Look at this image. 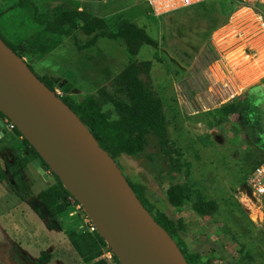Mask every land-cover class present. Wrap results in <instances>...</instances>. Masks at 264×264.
I'll return each instance as SVG.
<instances>
[{"label": "rangeland", "instance_id": "rangeland-1", "mask_svg": "<svg viewBox=\"0 0 264 264\" xmlns=\"http://www.w3.org/2000/svg\"><path fill=\"white\" fill-rule=\"evenodd\" d=\"M32 1L42 10L79 3ZM17 2L0 0V6L8 8L0 24L7 40L15 33L32 38L41 31L29 10ZM83 7L107 20L122 14L159 43L157 48L143 45L136 58L152 60L149 77H143L152 81L162 100L170 145L179 149L182 164L172 168L150 134L142 152L114 159L122 174L142 186L152 213L163 210L182 220L178 234L185 253L197 264H264V215L253 221L239 193L249 171L264 158V30L256 16L264 18V8L256 0H209L159 15H153L143 0H83ZM76 37L82 44L90 36L76 32ZM129 60L120 39L100 37L82 53L70 38L64 49L30 62L38 78L60 77L63 87H56L58 95L80 100L99 87L109 89ZM235 99L243 110L217 123L216 110ZM13 140L0 154L7 178L0 181V264H88L71 246L65 228L74 224L80 231L88 229L91 220L84 208L66 197L73 208L57 220L62 228L54 227L43 207L31 202L55 182L53 172L38 159L48 179L37 171L34 160L20 171L11 170L16 152L11 145L19 157L23 154L20 139ZM174 183L198 188L218 203L217 212L199 216L189 203L173 208L167 190ZM43 253L46 261L41 260Z\"/></svg>", "mask_w": 264, "mask_h": 264}, {"label": "trees", "instance_id": "trees-1", "mask_svg": "<svg viewBox=\"0 0 264 264\" xmlns=\"http://www.w3.org/2000/svg\"><path fill=\"white\" fill-rule=\"evenodd\" d=\"M16 5L29 10L31 21L37 24L41 31H38L32 38L19 33L13 34L12 40H7L5 36H1V33L0 36L14 52L26 61L32 71V63L58 46L64 37L74 40L80 53L86 48L93 47L100 37L120 39L124 43L130 60L111 79L109 89L104 86L99 87L96 92L87 94L80 100H75L69 94L56 95L78 115L96 138L100 147L106 150L113 159L122 154L131 156L142 152L148 144V136L153 134L158 141L160 151L170 159V166L178 169L182 164L180 151L170 145L162 100L157 95L152 81L145 79L146 76L149 77L152 60L136 58L143 45L157 48L158 41L153 39L143 27L136 25L122 14H117L107 20L84 7L79 9V3L73 4L71 7L54 6L45 10L40 9L32 0H18ZM7 9L0 6V24ZM76 32L90 37L81 44L76 37ZM155 58L157 59V56ZM39 79L54 92L57 86L63 87L60 77L45 75ZM241 110H243V106L239 99L226 103L216 110L219 114L216 122L221 123L229 114ZM12 139H20L23 154L19 157L16 154L18 150L13 149L14 145H11L12 152L16 151L14 153L15 163L10 166L11 170L20 171L26 168L31 160L37 159L46 169H49L38 152L16 127L0 137V154L6 142ZM263 160L264 158L257 160L252 169ZM19 176L21 177L20 172ZM53 176L55 182L37 192L34 197H31V202H36L43 207L47 218L54 222V227L62 228L57 220L68 214L73 206L65 200L66 197L71 196L70 193L54 173ZM5 179H7L6 172L0 164V181ZM128 182L143 206L155 221L168 232L188 264H197L194 256L185 253L184 242L178 234L183 226L182 220L170 218L163 210H157L155 214L152 213L144 201L142 186L129 180ZM25 187L27 189L29 185ZM167 199L170 205L176 209L189 203L190 209L199 216L213 215L218 210V203L214 199L203 195L198 188L186 183L172 184L167 190ZM73 200L76 202L74 198ZM65 228L71 246L85 262L108 264L107 260L102 257L103 252L108 248L107 242L96 231L88 229L80 231L74 224H68ZM114 257L117 259L116 256ZM246 257L251 259L248 254ZM47 259V253H43L41 260L46 261Z\"/></svg>", "mask_w": 264, "mask_h": 264}, {"label": "water", "instance_id": "water-1", "mask_svg": "<svg viewBox=\"0 0 264 264\" xmlns=\"http://www.w3.org/2000/svg\"><path fill=\"white\" fill-rule=\"evenodd\" d=\"M0 111L81 204L120 264H188L88 127L0 36ZM8 132L0 121V137ZM45 179L39 161H32Z\"/></svg>", "mask_w": 264, "mask_h": 264}, {"label": "built area", "instance_id": "built-area-1", "mask_svg": "<svg viewBox=\"0 0 264 264\" xmlns=\"http://www.w3.org/2000/svg\"><path fill=\"white\" fill-rule=\"evenodd\" d=\"M149 7L150 12L153 15H159L162 13H167L171 11H176L185 7H189L207 0H143ZM260 6L264 8V0H256ZM252 11V10H251ZM255 13V12H253ZM259 18V26L264 30V18L259 13L256 14ZM55 93L58 94L59 91L55 88ZM0 121H3L8 130L15 127L14 123L8 119L0 111ZM244 189L239 193L241 194V203L249 210L250 218L253 221L262 220L264 215V160L257 164L246 176V181L244 183ZM89 231H96L92 223L88 227ZM114 253L108 246V248L103 252L102 257H104L108 264H120L118 259H115Z\"/></svg>", "mask_w": 264, "mask_h": 264}, {"label": "crops", "instance_id": "crops-1", "mask_svg": "<svg viewBox=\"0 0 264 264\" xmlns=\"http://www.w3.org/2000/svg\"><path fill=\"white\" fill-rule=\"evenodd\" d=\"M77 1L79 2L80 7H83V0H77ZM68 39H70V37L63 39L62 42L58 46H56L52 51H50V53L55 52L56 50H59V49H64L66 47V42ZM50 53H47V54H50Z\"/></svg>", "mask_w": 264, "mask_h": 264}]
</instances>
